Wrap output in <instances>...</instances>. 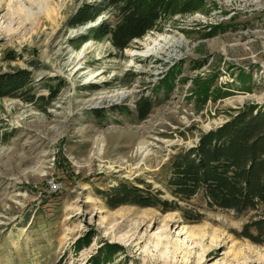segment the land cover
I'll return each instance as SVG.
<instances>
[{"label":"rangeland","instance_id":"rangeland-1","mask_svg":"<svg viewBox=\"0 0 264 264\" xmlns=\"http://www.w3.org/2000/svg\"><path fill=\"white\" fill-rule=\"evenodd\" d=\"M86 1L0 0V75L32 72L37 98L0 100V264H264V244L240 237L252 214L210 209L198 195L179 203L201 217L193 222L182 211L111 209L103 194L151 186L175 201L173 157L264 110V0H203L124 52L108 40L80 45L98 22L68 21ZM160 37L183 44L170 59L131 56ZM60 87L49 105L38 100Z\"/></svg>","mask_w":264,"mask_h":264},{"label":"trees","instance_id":"trees-1","mask_svg":"<svg viewBox=\"0 0 264 264\" xmlns=\"http://www.w3.org/2000/svg\"><path fill=\"white\" fill-rule=\"evenodd\" d=\"M83 3L68 21L71 28L98 22L81 38L80 45L90 39L108 40L124 52L136 41L155 30L157 24L176 13L189 14L203 6V0H91ZM106 15V17H105ZM34 77L28 70L0 75V100L25 98L33 103ZM62 87L49 97H41L49 105ZM153 110L151 102L138 107L140 119ZM169 190L175 201H165L162 193L151 186L140 188L120 184L104 192L111 209L122 206L160 208L165 212L182 211L187 220L198 222L201 217L181 209L203 195L210 209L233 212L237 217L252 214L240 234L251 242L264 244V110L242 112L223 127L205 134L194 148L172 159Z\"/></svg>","mask_w":264,"mask_h":264},{"label":"bare ground","instance_id":"bare-ground-1","mask_svg":"<svg viewBox=\"0 0 264 264\" xmlns=\"http://www.w3.org/2000/svg\"><path fill=\"white\" fill-rule=\"evenodd\" d=\"M183 41H172L169 39H166L164 37H160L154 40H151L149 43L144 44V49L141 51H134L131 53L132 57H149V56H159L164 54L167 56L168 59H170L173 55L171 52V48L177 47L178 45H182ZM128 96L126 92H121L118 93L114 99H125ZM104 99H110L108 96L103 97L102 100ZM140 153L142 156L147 157L150 152L148 151L147 145L144 143L142 147L140 148ZM143 157V158H144Z\"/></svg>","mask_w":264,"mask_h":264}]
</instances>
